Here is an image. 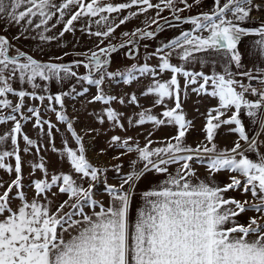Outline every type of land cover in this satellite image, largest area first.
Wrapping results in <instances>:
<instances>
[{
	"label": "snow or ice",
	"instance_id": "obj_1",
	"mask_svg": "<svg viewBox=\"0 0 264 264\" xmlns=\"http://www.w3.org/2000/svg\"><path fill=\"white\" fill-rule=\"evenodd\" d=\"M194 2L199 4L200 0ZM176 3L177 0H160L157 4L151 0H128L118 4L107 0H63L58 4L54 0H0V18L15 24L26 21L27 25H33L34 18H38L39 22L35 23L37 29L46 26L55 12L60 14L59 22L68 10L75 7L78 10L72 12L64 22L60 36L71 31L74 21L81 17H99L95 23L107 25L106 31L89 32V35L107 38L116 27L138 13H130L115 26L108 23L110 14L133 6L138 7L140 13L155 8L157 17L168 9L172 11L175 21L192 26L190 31L182 32L153 53L159 58V73L170 72V79L163 82L155 80L157 70L148 64L132 65L120 74L125 84L137 79L134 73L141 76L151 74L154 83L144 95H155V105H163L166 99L174 101V106L165 105L160 114L162 119L145 110L138 114L134 123L138 126L151 123L156 128L173 125L176 134L162 141L163 146L155 148L151 147V140L143 147L138 142L133 147L131 138H111L110 143L122 149L121 155L135 152L143 168L136 171V161H132L133 170L122 177L119 187L105 184L109 197L107 204L94 199L93 189L101 170L88 161L82 137L77 135L72 123L60 111L56 112L57 121L67 125L78 146L72 148L65 142L62 150L71 173L76 176L60 173L33 181L34 196L29 200L22 191L23 164L18 146V137L23 135L22 125L14 114L0 116V123L14 122L10 132L0 136V144L10 139L13 146L12 151L0 152V169L15 174V178L0 194V264H264V223L261 222L264 221V155L259 154L256 139L249 138L241 119L244 114L255 120L258 112L264 110V66L255 69V74L253 71L232 70L233 66L237 70L243 67L244 54L239 50V45L246 37H256L253 41L256 51L252 55L264 64V17L259 18L258 24L253 27L244 26L256 19L251 14L253 10L264 7V0H260L259 4L257 0H223V3L214 0L210 12L188 18H182L179 13L192 5L187 0H179L185 8L178 9ZM163 19L166 24L172 23L167 17ZM151 23L157 25L156 31L162 30L156 18ZM44 31L49 29L44 27ZM129 35L145 39L154 37L155 32L137 29L132 33H123L124 37ZM40 39L51 40L54 37H45L42 32ZM132 42L128 40L120 47ZM10 47L9 41L0 36V110L10 108L12 113H21L25 97L43 101L46 97L37 95L35 91L38 79L60 80L61 73L64 77L77 75L71 70V65L39 62L23 52L9 55ZM115 51L117 47L109 45L99 48L98 52H91V55L81 54L86 57L87 62L83 63V67L89 70V74L78 79L97 89L90 103L109 105L115 99L106 96L101 87L105 76L112 78L116 75L105 71L109 61L102 57H108ZM173 53L184 63L191 62L196 54H215L223 60L222 72L206 74L187 70L183 64L174 65L170 62ZM75 63L79 65L82 62ZM204 63L201 59L202 67ZM93 72L99 73V78L93 79ZM237 75L246 77L249 83L236 79ZM180 76L184 78V89L195 85L192 91L197 95H208L218 101L217 107L207 112L202 129L205 139L195 148L184 143L192 122L186 119L182 110ZM17 78L21 85L26 83L33 91L14 89L12 82ZM254 80L260 85L259 88L252 86L251 81ZM8 94L18 98L15 105L6 98ZM246 94L256 99H247ZM47 99L50 105L54 100L63 107L61 95L48 96ZM120 102L123 103L122 100ZM129 102L136 103V97L132 96ZM49 110L54 109L49 107ZM27 111L35 117V127L48 125L51 137L53 125L41 120L38 109L29 107ZM229 111L231 115L222 119ZM104 116L114 125L122 126L118 113L111 107L105 110ZM20 119L27 118L21 114ZM103 122L101 119L100 123ZM260 122L264 128V120ZM132 123L130 119L129 124ZM222 125H234L230 131L238 139L230 149L219 150L214 143L216 130ZM23 140L25 152L35 145L27 135H23ZM241 141L247 147H242ZM246 153H256V156L252 158ZM8 157H14V168L5 163ZM114 159H119V156ZM194 160L205 164L210 175L220 171L236 175L231 176V182L223 187L214 180L194 179L196 173L190 163ZM172 164L179 165L174 174L168 171V166ZM32 167L47 177L43 162ZM115 167L119 171L121 166ZM149 171L166 174V178L155 188L142 193V205L133 215L131 205L135 181ZM84 180L88 181L87 187L78 182ZM125 185H128L127 189ZM0 188H3L2 183ZM53 188L57 191L53 192ZM14 189L15 199L19 201L16 207H12L13 197L10 196ZM239 189L244 193L250 192L252 201L256 202L239 201L224 195L229 190ZM49 193L52 197L63 194L67 199L57 203L49 198ZM86 208L90 211H85ZM250 210L259 215L249 218L247 224H241L236 218Z\"/></svg>",
	"mask_w": 264,
	"mask_h": 264
},
{
	"label": "rangeland",
	"instance_id": "obj_2",
	"mask_svg": "<svg viewBox=\"0 0 264 264\" xmlns=\"http://www.w3.org/2000/svg\"><path fill=\"white\" fill-rule=\"evenodd\" d=\"M55 3H61L63 0H54ZM88 2V0H86ZM107 2L118 4L126 3L128 0H107ZM153 4L160 3V0H151ZM188 4L192 5L191 8L185 9L180 12L181 17L194 16L205 12H210L214 7V0H200L199 4H196L194 0H187ZM223 3V0H221ZM260 3V0H257ZM163 7V5H161ZM176 8L184 9L185 6L179 3L177 0ZM75 7L68 10L62 21H59V12H55L52 20L44 27L48 28L49 31H44V27L35 28V23H38V18H34L33 25H27L26 21H21L20 24H15L14 22H9L6 19L0 18V34L3 35L10 43L11 47L9 49L10 55H16L18 52H24L40 61H51L57 63L72 62V61H82L87 62L86 57L81 54L91 55L93 51H99V48H106L109 45H115L130 40L131 35L124 37L123 33H132L137 29H144L146 31H154L156 24H152L151 20L156 18L158 22L163 21L164 17L168 19L173 18L172 11L165 9L157 17V9L152 8L147 12L140 13L139 8L133 6L129 9L122 10L118 13H112L109 16V24L115 26L119 24V20L128 16L132 12L138 13L131 19L127 20L124 24L115 28V31L109 35L107 38L97 37L94 35H89V32L106 31L107 25L101 24L97 25L95 21L99 17H81L77 21H74L72 30L65 32L63 36L59 33L63 31L64 22L70 18V14L76 11ZM55 11V10H53ZM262 14L264 15V7L253 10L252 16L255 17L258 22ZM109 15V14H104ZM264 17V16H263ZM252 20L251 22L255 21ZM256 22V21H255ZM55 25V27H53ZM150 25V26H149ZM162 30L158 31L154 37L140 39V41L133 45L127 44L125 47L117 49V51L110 54L109 63L106 67L107 73L116 74L112 78L105 76L104 83L102 84L103 92L106 96L115 97V99L109 104L104 105L101 102H91L92 98L97 94V89L94 85L88 84L86 81L78 79V77L85 76L89 74V70L83 67V64L76 63L72 64L71 70L74 71L76 76L64 77L61 73V79L56 80L52 78L48 81H36L38 87L35 89L37 95L45 96L43 101L34 100L31 97H25L24 107L21 113H12L11 109L0 110V116H6L9 114H14L17 119L20 120L22 125V134L27 135L29 139L35 142L33 147H29L28 151L25 152L26 147L23 140V135L18 137L19 154L21 156L23 164V189L22 191L26 194L27 198L31 200L34 196V191L32 189V183L35 180L50 178L52 175L65 173L72 174L74 177L75 173H71L70 164L68 163L66 156L63 154V146L67 142L69 147L76 148L74 139L71 133L67 130V125L57 121L56 112H63L64 115L73 125V130L78 136L82 137V143L85 148V155L88 161L96 168L101 170L98 176V181L94 186V199L102 201L105 196V184L115 185L119 187L122 182V177L127 175L133 170L132 161H136L135 170L139 171L143 168V163L138 161L137 154L135 152L129 153L127 155H121L122 149L117 145H112L110 143L113 136H118L122 140L131 138L132 146L138 142L141 147H143L148 140L153 143L151 147H160L162 141H167L170 137L176 134V128L173 125H161L159 128L154 127L151 123H146L144 125H136L134 121L138 119V114L141 111L150 110L152 115L158 118H163L160 114L164 111L165 105L174 106V101L166 99L163 105H155L156 100L155 95H144L147 88L154 83V78L151 74L141 76L139 73H134L137 76L136 80H133L129 84L123 82V76L120 75L131 68L132 65L142 66L148 64L149 67L156 68L157 75L155 80L166 81L170 79V72L159 73L158 64L159 58L153 53L156 49L162 47L165 43L180 36L184 31H190L192 26L190 24L179 23L177 21H172L171 24H162ZM43 32L45 37H54L51 40H41L40 34ZM207 35V33H203ZM103 40V43H101ZM99 45V47H97ZM249 48V49H248ZM241 53L252 54L256 51L253 46V42L242 44L239 47ZM249 50L252 52L250 53ZM131 57V58H130ZM106 57H102L105 59ZM205 61L203 67L200 64V60ZM257 62L262 63L259 59ZM170 62L174 65L183 64L187 70L200 71L203 70L207 74H211L212 70L223 69V60L220 56L215 54H196L195 58L188 63H184L179 60L178 56L173 53L170 57ZM264 66V64H263ZM235 72V70L233 71ZM255 74V73H254ZM93 79L99 78V73L93 72ZM182 89L181 101L186 102V105H182L183 113L187 120L191 121V127L186 133L184 143L195 148L205 139V133L202 131L205 123L207 112L210 108H215L218 105L216 98L208 95H199L200 97H195L197 95L192 91L195 85H189L187 89H184V78L182 76L178 77ZM245 84L248 83L247 78H244ZM257 82V81H256ZM12 86L16 90H25L32 92L33 89L30 85L26 83L21 85L18 78L12 82ZM260 85L257 83V88ZM87 89L86 92L84 90ZM210 90V89H209ZM239 91V88L237 89ZM84 92L83 95H77V93ZM62 96L63 107L56 104L54 100L50 102L47 99L48 96L54 97L55 95ZM132 96L136 97V103H130ZM204 96V97H202ZM7 99H9L13 105L18 102V98L12 94H8ZM250 100H255L256 97H246ZM123 101L121 103L120 101ZM29 107H34L39 110L40 118L42 121H49L53 128L51 130L52 135L49 136L48 125L42 124L41 127H35V117L31 116V113L27 111ZM51 107L54 110H49ZM111 107L119 115L120 125L116 126L112 122H109L104 116L105 110ZM234 111V110H233ZM21 114L26 117V120L20 119ZM231 115L229 111L222 119H226ZM103 119L104 122L100 123ZM133 123L129 124V120ZM242 123L244 124L247 135L250 139H256L258 143V152L264 155V128L261 127V120H264V110L258 112V118L253 120L248 118L246 115H241ZM12 121L6 123H0V136H4L9 133L13 127ZM234 125H222L216 130V135L214 138V143L217 145L219 150L225 148H231L234 142L238 139L234 132L230 129ZM242 147H247L243 141H241ZM13 146L11 145V140L8 139L4 143L0 144V152L2 151H12ZM55 148V151H53ZM252 158H255L256 153H246ZM119 159H114L118 157ZM43 162L47 170V177L39 169H33V165ZM5 163L14 168L15 159L14 157H8L5 159ZM191 166L199 163L198 161H191ZM116 165H120L119 171L116 170ZM171 166L179 167V165L172 164ZM206 166V165H205ZM218 173V172H217ZM223 173L222 180L226 181L225 184L231 182L230 177L236 175L228 171H220ZM15 178V174L8 173L4 169H0V183L3 184V188H0V194L8 187V184L12 179ZM215 179V178H214ZM82 183L84 187L88 186V181H78ZM127 186V185H125ZM53 192L57 189L53 188ZM228 194L230 198H234L239 201L249 200L252 201L251 193H244L242 189L239 190H229ZM16 190L14 189L10 196L12 199V207H16L19 203L15 199ZM50 199L55 202H60L67 197L63 194H58L56 197H52L51 193L48 194ZM256 202V201H252ZM259 215L254 211H247L240 215L243 220L242 224H247L249 218ZM264 223V221H261Z\"/></svg>",
	"mask_w": 264,
	"mask_h": 264
},
{
	"label": "crops",
	"instance_id": "obj_3",
	"mask_svg": "<svg viewBox=\"0 0 264 264\" xmlns=\"http://www.w3.org/2000/svg\"><path fill=\"white\" fill-rule=\"evenodd\" d=\"M251 21L247 22L244 26L253 27V26L258 24L257 20H255L256 22L255 21L251 22ZM255 39H256V37H246V38L243 39L241 45L242 44L244 45V44L249 43V42H253ZM239 47H240V45H239ZM249 52L251 53L252 51H249ZM242 54H244L243 55V60H242L243 67L241 69L237 70L235 68V66H233L232 67L233 71L234 70H235V72L236 71H240V72L253 71L255 73V69L260 68V67L263 66L262 63L257 62L256 57L253 56L252 54H248V53H242ZM200 71H203V70H200ZM213 71L222 72V69L221 70H212L210 72H213ZM244 78H246V77L239 76V75L236 76V79L241 80V81ZM242 82H244V81H242ZM185 96L186 95H182V98H185ZM194 96L195 97H200L199 95H194ZM202 97H204V96H202ZM181 103H182L183 106L186 105V102H184V101L183 102L181 101ZM184 113H185V111H184ZM177 168L178 167L171 166L170 168H168V171L170 173L174 174L176 172ZM192 169L196 173V177H194V179H196V178H199L201 180L210 179V180H214L221 187L226 185L225 184L226 181L221 179V177H223L222 175H224V174L218 172V173H215L214 175H210V173L208 172L205 164L197 163V164L192 166ZM165 178H166V174H158V173H156L154 171H149V172H145L138 181H135V187H134V190H133L132 205H131L132 206V210H133V215H135V211H136L137 207L142 205V193L145 192V191H148V190H151V189L155 188L157 185L162 183ZM127 188H128V185L125 186V189H127ZM224 195H225L226 198H230L231 197L228 194V192L225 193ZM108 200H109V197L107 196V194H105V196L103 197L102 201L105 204H107ZM85 211H90V209L86 208ZM236 219L242 224L243 220L241 219L240 216L237 217Z\"/></svg>",
	"mask_w": 264,
	"mask_h": 264
},
{
	"label": "water",
	"instance_id": "obj_4",
	"mask_svg": "<svg viewBox=\"0 0 264 264\" xmlns=\"http://www.w3.org/2000/svg\"><path fill=\"white\" fill-rule=\"evenodd\" d=\"M198 15H200V14H198ZM198 15H194V16H185V17H182V18H188V17H195V16H198ZM169 21H175L173 18H171V19H168ZM165 23V21L163 20V21H161V22H159V25L161 26L162 24H164ZM156 29H157V26H156V28H155V30H154V32H155V34L158 32V31H156ZM0 36H3V35H1L0 34ZM130 40H132L133 42L131 43V44H133V45H135V44H137L139 41H140V38H139V36H137V37H132ZM128 41V40H127ZM126 42V41H125ZM125 42H122V43H125ZM122 43H120V44H118L116 47H117V49H119V48H121L120 47V45L122 44ZM127 45V44H126ZM24 53V52H23ZM26 55H28V56H31V55H29V54H27V53H25ZM10 55V54H9ZM34 58V57H33ZM34 59H36V58H34ZM106 59H110V55L108 56V57H106ZM37 60V59H36ZM37 61H39V62H43V63H57V62H51V61H40V60H37ZM75 62H77V61H72V62H64V63H58V64H65V65H72V64H74ZM80 62H82V61H80ZM83 63H85V62H82V64Z\"/></svg>",
	"mask_w": 264,
	"mask_h": 264
},
{
	"label": "built area",
	"instance_id": "obj_5",
	"mask_svg": "<svg viewBox=\"0 0 264 264\" xmlns=\"http://www.w3.org/2000/svg\"><path fill=\"white\" fill-rule=\"evenodd\" d=\"M248 83H249V81H248ZM251 83H252V86L257 87V82L255 80L254 81H251ZM246 97H249L250 98L252 96L250 94H246Z\"/></svg>",
	"mask_w": 264,
	"mask_h": 264
},
{
	"label": "bare ground",
	"instance_id": "obj_6",
	"mask_svg": "<svg viewBox=\"0 0 264 264\" xmlns=\"http://www.w3.org/2000/svg\"><path fill=\"white\" fill-rule=\"evenodd\" d=\"M261 17H263V14H262V16Z\"/></svg>",
	"mask_w": 264,
	"mask_h": 264
}]
</instances>
